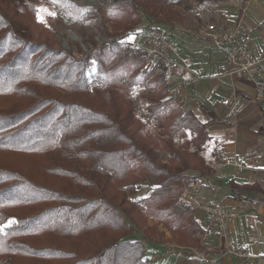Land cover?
Returning <instances> with one entry per match:
<instances>
[{
	"label": "trees",
	"instance_id": "1",
	"mask_svg": "<svg viewBox=\"0 0 264 264\" xmlns=\"http://www.w3.org/2000/svg\"><path fill=\"white\" fill-rule=\"evenodd\" d=\"M98 1L121 31L79 56L33 0H0V224L16 221L0 230V264H156L146 243L164 234L150 219L200 245L185 189L216 172L207 123L168 105L167 66L144 69L124 42L144 22L140 2Z\"/></svg>",
	"mask_w": 264,
	"mask_h": 264
},
{
	"label": "crops",
	"instance_id": "2",
	"mask_svg": "<svg viewBox=\"0 0 264 264\" xmlns=\"http://www.w3.org/2000/svg\"><path fill=\"white\" fill-rule=\"evenodd\" d=\"M177 3L174 16L160 20L159 26L175 41L185 60L206 76L192 84L189 91L196 105L194 114L207 123L210 140L206 155L214 161L216 171L193 185L202 204L196 206L197 218L206 226L210 206L214 202L223 203L234 215L227 226L226 240L257 254L253 264H264V99L254 101L253 87L247 79L236 80L234 94L229 77H215L228 64L227 56L187 31L197 22L233 24L247 7L244 20L251 28V48L257 56H263L264 0H178ZM143 35V32L139 34L138 45ZM225 98L231 99L228 105L222 104ZM233 158L244 167H222L223 161ZM165 235L171 237L169 231ZM223 241L221 236H212L196 256L188 252L165 254L164 242H147V257L156 264H204L202 256L221 253ZM225 264L241 263L226 257Z\"/></svg>",
	"mask_w": 264,
	"mask_h": 264
},
{
	"label": "built area",
	"instance_id": "3",
	"mask_svg": "<svg viewBox=\"0 0 264 264\" xmlns=\"http://www.w3.org/2000/svg\"><path fill=\"white\" fill-rule=\"evenodd\" d=\"M248 12L245 7L241 17L233 24L218 21L197 22L196 26L187 30L195 39L206 43L208 46L222 52L228 58V64L221 67L220 73L215 77H229L232 80L234 94L237 88V79H247L252 87L254 101L264 99V50L263 56H257L251 48L252 32L244 17ZM138 48L143 56V68L150 69L160 63L167 66L166 75L169 82L168 100L175 103L183 113L194 112L195 102L191 97L189 88L196 81L206 78L205 75L195 70L177 49L176 43L160 28L147 29ZM96 83L99 81L96 79ZM230 98L222 100L228 105ZM229 165L243 168L237 159L223 161L222 167ZM185 202L194 206H201L197 193L192 186L185 189ZM233 214L221 202H214L209 208L208 222L201 236L200 245L206 246L212 236H221L223 250L219 254H206L202 256L204 264H225V258L230 257L241 264H253L258 257L245 246L226 240L228 223L233 219ZM165 254L191 256L200 254L196 247H183L173 242L164 245Z\"/></svg>",
	"mask_w": 264,
	"mask_h": 264
},
{
	"label": "rangeland",
	"instance_id": "4",
	"mask_svg": "<svg viewBox=\"0 0 264 264\" xmlns=\"http://www.w3.org/2000/svg\"><path fill=\"white\" fill-rule=\"evenodd\" d=\"M33 1L34 8L42 6L48 8L50 11L57 13L55 17L48 16L47 13H42V15L45 16L46 22L41 23L51 28L49 32L57 38V41L61 42L62 45H64L66 48H72V50L79 56H82L85 53L89 52L95 45V40L97 44L100 45L107 39H110L115 34L119 33V31H121V29H118V31H116V29L113 27L114 23L107 20L105 13H107L110 8L103 5L98 0H71L77 4V6L74 7L70 3L53 4L51 0ZM136 1L140 2V5L142 6L144 22L140 28H137V33H132L128 38L124 39V42L128 44L131 51H134L138 48V41L140 40L139 34H141L142 32L143 34H145L147 29L150 27L156 28L160 23L159 21L164 18H168V15L170 17L174 16V13L176 12V10H174L175 6H178V0ZM84 9H88V11H83ZM158 12L160 15L156 16ZM35 16L37 17L36 11ZM43 36L44 34L40 35V37ZM142 91L143 89L141 87H135L133 90V97L139 105V115L143 119H147L148 122H151L150 116L145 109L144 100L141 97ZM170 104H172V102L170 103L168 101V105ZM174 139L176 142H179V137L177 135L174 137ZM161 155L164 156V158H167V153L161 152ZM148 191L149 189L148 187H146L144 192L146 193ZM149 225H151V227L153 228L156 227L158 232L164 234L163 237L157 236V238L160 239L161 242H173L177 244L176 242L171 240L172 237H165L166 232H168L169 230L166 229L162 224H159L157 223V221L150 219ZM159 226H162L161 229L159 228ZM181 245L183 247L187 246L184 244H180V246ZM188 247H196L199 249V251L204 249V246L202 245H192ZM160 263H162V261H160Z\"/></svg>",
	"mask_w": 264,
	"mask_h": 264
},
{
	"label": "snow or ice",
	"instance_id": "5",
	"mask_svg": "<svg viewBox=\"0 0 264 264\" xmlns=\"http://www.w3.org/2000/svg\"><path fill=\"white\" fill-rule=\"evenodd\" d=\"M51 2L53 4H61V3L69 4L70 0H51ZM72 6L74 7V5H72ZM34 10L36 11L37 18L40 22H46L45 16L42 15V13H47L48 16H52V17H55L57 15L56 12L50 11L48 8H45L42 6L38 7V8H34ZM83 11H88V9H84ZM69 15H70V13H69ZM14 223H16L15 219H9L8 223L6 225L0 224V230H3L4 228H6L9 225L14 224Z\"/></svg>",
	"mask_w": 264,
	"mask_h": 264
}]
</instances>
